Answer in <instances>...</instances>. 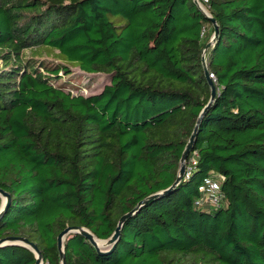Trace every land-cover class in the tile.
Listing matches in <instances>:
<instances>
[{
	"label": "trees",
	"instance_id": "trees-1",
	"mask_svg": "<svg viewBox=\"0 0 264 264\" xmlns=\"http://www.w3.org/2000/svg\"><path fill=\"white\" fill-rule=\"evenodd\" d=\"M209 179L219 207L196 205ZM0 189V240L44 264L125 216L108 249L67 236L66 264H264V0H0Z\"/></svg>",
	"mask_w": 264,
	"mask_h": 264
},
{
	"label": "water",
	"instance_id": "water-1",
	"mask_svg": "<svg viewBox=\"0 0 264 264\" xmlns=\"http://www.w3.org/2000/svg\"><path fill=\"white\" fill-rule=\"evenodd\" d=\"M213 24L215 26V35H214V39L210 41V43L208 44L207 48H209L212 45V43L214 42V40L217 38V36L219 34L218 26H217L215 20H213ZM203 63L204 64L206 63L205 59H203ZM205 75H206L207 81H208V83H209V85H210V87L212 89L211 101H214V99L216 98V95H217L216 94V85H215L214 80H213V75L208 70V67H207L206 64H205ZM206 111H207V109L205 110V112ZM204 113H202L200 119L202 118ZM199 124H200V121L198 122V125ZM196 134H197V128H196L195 133L191 137L190 142H189L188 146L186 147V150H185V152L183 154V157H182V160H181L182 168L180 170L179 177H178L176 183L173 185V187H175L180 182L182 177L185 176V173H186V161H187L188 156L190 154V151L192 149ZM0 196H2L3 199H4V202H3V204L0 207V219H1L5 215V213L7 212L8 208H9V205H10V202H11V197H10V195L7 192H5L2 189H0ZM126 218H127V216H125L121 220V222H120L116 232L113 234V236L109 240H105L107 242V246L108 247H112L113 245H115V243L119 239L120 233H121V228H122V225H123V223H124ZM72 233L81 234L83 237H85L97 249V251L101 250L98 247L97 240H99V241H104V240H100V239L96 238L95 235H93L89 230L84 229V228H67L58 237V248H59V251L61 253V258L63 260V264H66V262H65V253H64L65 241H66L67 236H69ZM1 245H14V246L17 245V246L26 247V248L32 250L36 254V258H37V263L36 264H44V260H43L42 254L38 250L37 246L35 244L29 242V240H27L25 238L10 237V238H7V239H3V240H0V246Z\"/></svg>",
	"mask_w": 264,
	"mask_h": 264
},
{
	"label": "rangeland",
	"instance_id": "rangeland-1",
	"mask_svg": "<svg viewBox=\"0 0 264 264\" xmlns=\"http://www.w3.org/2000/svg\"><path fill=\"white\" fill-rule=\"evenodd\" d=\"M199 6L201 9L208 14L207 8L203 5L201 1H198ZM214 39V35L211 40ZM42 58H48V59H53L52 56L44 54ZM73 74L75 75V78H78L79 80L82 81V85L78 87V91L80 93L88 96V95H93V94H98L100 93L104 86L108 84V79L104 77V75H98V76H90L85 73H83L79 68L72 67ZM87 84V85H86ZM77 92V91H76ZM221 180H219L220 183ZM2 199V204L4 202V199L2 196H0ZM101 243H98V247L101 250L108 249L109 247L107 246L106 241H100Z\"/></svg>",
	"mask_w": 264,
	"mask_h": 264
},
{
	"label": "built area",
	"instance_id": "built-area-1",
	"mask_svg": "<svg viewBox=\"0 0 264 264\" xmlns=\"http://www.w3.org/2000/svg\"><path fill=\"white\" fill-rule=\"evenodd\" d=\"M204 2H207V0H204ZM200 192L201 196L196 201V205L214 207H219L221 205L222 193L221 185L218 180H207L206 184L200 188Z\"/></svg>",
	"mask_w": 264,
	"mask_h": 264
},
{
	"label": "bare ground",
	"instance_id": "bare-ground-1",
	"mask_svg": "<svg viewBox=\"0 0 264 264\" xmlns=\"http://www.w3.org/2000/svg\"><path fill=\"white\" fill-rule=\"evenodd\" d=\"M97 243H101L99 240H97Z\"/></svg>",
	"mask_w": 264,
	"mask_h": 264
}]
</instances>
